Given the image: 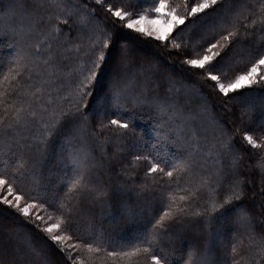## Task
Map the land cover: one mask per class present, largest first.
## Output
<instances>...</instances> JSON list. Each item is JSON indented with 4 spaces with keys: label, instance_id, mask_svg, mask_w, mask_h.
<instances>
[{
    "label": "snow or ice",
    "instance_id": "snow-or-ice-1",
    "mask_svg": "<svg viewBox=\"0 0 264 264\" xmlns=\"http://www.w3.org/2000/svg\"><path fill=\"white\" fill-rule=\"evenodd\" d=\"M0 21V264H264V0Z\"/></svg>",
    "mask_w": 264,
    "mask_h": 264
},
{
    "label": "trees",
    "instance_id": "trees-1",
    "mask_svg": "<svg viewBox=\"0 0 264 264\" xmlns=\"http://www.w3.org/2000/svg\"><path fill=\"white\" fill-rule=\"evenodd\" d=\"M0 34V60L3 61H10L14 56V40L12 39L11 35ZM9 47V48H8ZM3 48V51L1 50ZM6 71V69H5ZM0 79H2V75H0ZM137 123L143 128L146 133L151 136V124L147 120H138ZM172 151V149H169Z\"/></svg>",
    "mask_w": 264,
    "mask_h": 264
},
{
    "label": "rangeland",
    "instance_id": "rangeland-1",
    "mask_svg": "<svg viewBox=\"0 0 264 264\" xmlns=\"http://www.w3.org/2000/svg\"><path fill=\"white\" fill-rule=\"evenodd\" d=\"M2 32H4V31H3V21H0V34H3ZM8 48H9V47H8ZM1 50L3 51V48H2ZM13 54L15 55V51H14Z\"/></svg>",
    "mask_w": 264,
    "mask_h": 264
}]
</instances>
